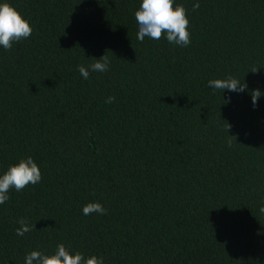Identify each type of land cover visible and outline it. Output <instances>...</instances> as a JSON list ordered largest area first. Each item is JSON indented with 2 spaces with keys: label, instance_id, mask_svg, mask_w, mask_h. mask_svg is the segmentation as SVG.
Wrapping results in <instances>:
<instances>
[{
  "label": "trees",
  "instance_id": "1",
  "mask_svg": "<svg viewBox=\"0 0 264 264\" xmlns=\"http://www.w3.org/2000/svg\"><path fill=\"white\" fill-rule=\"evenodd\" d=\"M141 2L0 0L33 30L0 46V175L28 156L42 174L0 205V264L61 243L103 264H264V0H174L187 47L140 42ZM228 76L247 90L208 86Z\"/></svg>",
  "mask_w": 264,
  "mask_h": 264
},
{
  "label": "clouds",
  "instance_id": "2",
  "mask_svg": "<svg viewBox=\"0 0 264 264\" xmlns=\"http://www.w3.org/2000/svg\"><path fill=\"white\" fill-rule=\"evenodd\" d=\"M174 0H142L139 9L135 12V19L138 24L137 39L143 42L145 37L153 40H160L166 37L169 43L181 47H187L191 43V34L188 31L189 20L187 19L186 9L179 4L175 7ZM199 8V3L193 5V10ZM32 28L10 4H0V46L5 50H11L14 43L27 39L32 34ZM71 50V49H70ZM69 51V50H68ZM94 63L88 67L78 66V72L84 79H88L91 72H107L110 60L107 55L99 59H94ZM258 68H252L251 72H257ZM208 86L217 90H228L229 92L241 93L247 90V84L237 78L228 76L226 79L210 80ZM251 101L253 107L256 106L258 99L262 95L259 90H252ZM115 97L110 96L105 103H114ZM230 97L223 103H229ZM228 125V124H227ZM229 127V125H228ZM228 129V128H227ZM231 146V142H229ZM42 179L41 171L31 156L21 159L16 165L0 175V205L9 200L10 189L17 192L23 190L27 185H36ZM264 213V207L259 209ZM85 216L92 213L100 215L106 214V209L98 203L91 202L82 208ZM20 227L16 230L18 236L34 230V225L21 218L17 221ZM25 264H103L102 258L93 255L85 258L77 251L72 254L64 244H58L56 251L52 255H45L40 251H32L25 256Z\"/></svg>",
  "mask_w": 264,
  "mask_h": 264
}]
</instances>
